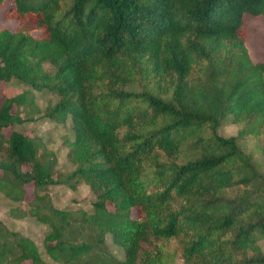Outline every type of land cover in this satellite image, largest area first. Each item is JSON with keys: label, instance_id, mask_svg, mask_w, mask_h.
Returning <instances> with one entry per match:
<instances>
[{"label": "trees", "instance_id": "16d2710c", "mask_svg": "<svg viewBox=\"0 0 264 264\" xmlns=\"http://www.w3.org/2000/svg\"><path fill=\"white\" fill-rule=\"evenodd\" d=\"M9 1L0 81L26 87L0 97V192L49 225L44 252L58 264H264V59L245 31L264 0ZM46 90L58 98L43 115L70 122L66 173L39 135L13 128ZM224 122L236 133H218ZM58 183L86 184L89 208L47 204L39 192ZM168 239L172 250L157 242ZM0 264L47 263L0 220Z\"/></svg>", "mask_w": 264, "mask_h": 264}, {"label": "rangeland", "instance_id": "374dc122", "mask_svg": "<svg viewBox=\"0 0 264 264\" xmlns=\"http://www.w3.org/2000/svg\"><path fill=\"white\" fill-rule=\"evenodd\" d=\"M9 4V0H3L0 6V27L14 29L17 24L16 18L12 15H3L4 8ZM245 31L250 58L252 60L264 59V16L245 15ZM25 87V85L15 80L0 81V97L17 93ZM57 98L54 93L47 90L33 91V102L29 106L16 108L23 121L14 123L13 128L22 130L28 135H39L46 149L53 152L55 157L54 170L66 173L72 167V164L66 158L67 148L63 143V138L71 135L70 122L68 120L64 122L51 121L43 115L46 108L52 105ZM40 116L44 117L40 118ZM7 131L8 128H5L4 132L7 133ZM217 131L223 136L235 134L237 125L224 122L217 128ZM255 140H257V149L264 150V133H261ZM39 193L43 194L47 204L58 208H89V200L92 198L86 184H80L76 189H70L60 183L50 184L43 187ZM28 197H30V194L27 192L24 196L25 200ZM29 208L30 206L25 201L11 200L0 192V220L7 228L18 230L22 234L31 237L47 264H58L44 252L42 245L43 236L49 230V225L37 219L29 211ZM46 211L47 209H42L40 212ZM157 242L162 243L163 247L169 250L176 247L173 239L158 240ZM258 243L264 251V240H259ZM109 249L115 252L117 256H121V252L114 244L110 245Z\"/></svg>", "mask_w": 264, "mask_h": 264}]
</instances>
